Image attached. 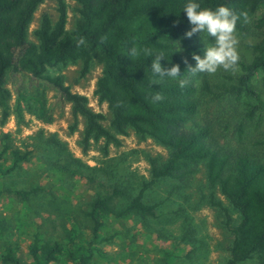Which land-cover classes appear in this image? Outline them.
I'll list each match as a JSON object with an SVG mask.
<instances>
[{"label": "rangeland", "instance_id": "rangeland-1", "mask_svg": "<svg viewBox=\"0 0 264 264\" xmlns=\"http://www.w3.org/2000/svg\"><path fill=\"white\" fill-rule=\"evenodd\" d=\"M65 5V30H71L79 20L80 6L73 0H61ZM58 0H42L33 13L27 31V41L37 44L33 32L41 17L47 16L53 25L57 19ZM264 13V4L253 18ZM201 39L206 38L204 35ZM199 38V43L203 44ZM239 64L235 73L218 71L214 75L190 73L187 80L197 88V113L187 123L210 131L213 146L250 154L264 163V70L250 79L260 98L259 108L251 119L246 112L253 100L236 99L225 91L242 74L241 65L252 58L250 46L258 41L255 33L238 37ZM178 48V47H177ZM176 48V49H177ZM19 49L10 45L6 54L11 61ZM179 58L194 65L191 55L176 52ZM81 62L59 64L46 68L42 76L33 78L26 72L9 69L4 89L7 117L2 120L0 108V150L4 144L27 158L7 175H0V220L5 223L4 239L9 241L21 261L30 263L27 246L36 235L43 241L60 242L65 229L74 226L85 238L90 237L88 212L96 194L110 193L113 188L122 195L113 200L116 211H123L129 200L142 189L141 201L154 205L153 216L141 217L127 212L120 217H107L99 229L103 241L97 247L103 258L95 264H224L232 241L224 226L223 214L208 203L209 195L219 200L235 217L227 199L216 189H209L200 163L195 172L184 179L163 178L149 183V160L164 162L168 150L149 138L141 139L131 129L125 135L116 134L109 125L110 113L93 91L101 75L97 58L80 76ZM203 83L207 91H202ZM87 98V106L103 116L102 126L119 140V145L103 139L90 141L81 149L84 122L72 123L70 104L58 87ZM11 157L6 152L0 163L8 167ZM27 193L26 199L16 195ZM2 247L0 244V256ZM53 264H70L60 257ZM238 264H259L255 257Z\"/></svg>", "mask_w": 264, "mask_h": 264}, {"label": "trees", "instance_id": "trees-1", "mask_svg": "<svg viewBox=\"0 0 264 264\" xmlns=\"http://www.w3.org/2000/svg\"><path fill=\"white\" fill-rule=\"evenodd\" d=\"M42 0H0V108L1 117H7L4 89L6 72H26L33 78L42 76L46 68L59 64L81 62L80 76L87 73L90 62L97 58L101 75L95 82L94 95L98 102L105 103L110 113L109 125L118 135L131 129L141 139L149 138L168 150L167 159L158 164L149 160V183L158 179H184L195 172L198 164L204 167L205 181L209 189H218L227 199L235 217L221 201L209 195L208 203L217 208L224 217V226L231 232L232 241L224 264H238L255 257L264 264V163L250 154H235L233 151L213 146L210 131L194 125L187 128L197 113V88L187 80V62L181 60L176 50L202 55L200 34L185 38L190 25L182 11L185 0H73L79 6V20L66 31L65 5L58 0V16L52 25L47 16H42L33 32L37 44L27 41V31L33 13ZM202 7L215 8L219 4L237 14H247L248 20H238L237 37L255 33L258 41L250 46L252 58L241 65L242 74L225 88L238 98L253 100L246 117L251 119L259 108L260 98L250 84L251 77L264 70V13L253 18L264 0H200ZM205 36L208 41L206 34ZM18 49L17 58L11 61L6 52L10 45ZM144 49L151 51L145 55ZM162 54V67L179 65L183 75V87L175 80H158L150 70L151 60ZM63 99L70 104L72 123L69 132L76 128L77 119L84 122L81 149L86 151L90 141L103 139L105 143L119 145V140L101 124L103 116L87 106L85 96L71 93L66 87H58ZM201 90L207 91L203 83ZM156 91L163 97L153 102ZM8 152L11 162L8 167L0 163V175L13 171L27 158V153L11 149L7 144L0 150V160ZM146 185H143V188ZM129 200L123 211L113 207L115 197L122 191L113 188L110 193L96 194L90 204V237L85 238L74 226L65 229L62 239L43 241L34 236L27 246L30 263L21 261L12 244L4 239L5 223L0 220V264H53L63 257L70 264H95L93 259L103 258L97 244L103 241L99 229L104 219L120 217L133 212L141 217L153 216L154 205L141 201L142 189ZM23 200L27 193L17 191ZM165 264H169L165 262Z\"/></svg>", "mask_w": 264, "mask_h": 264}, {"label": "clouds", "instance_id": "clouds-1", "mask_svg": "<svg viewBox=\"0 0 264 264\" xmlns=\"http://www.w3.org/2000/svg\"><path fill=\"white\" fill-rule=\"evenodd\" d=\"M190 25V30L184 33L185 38H191L199 33L200 39L202 34H206L208 41L201 39L203 44L202 55L193 52L191 59L194 65H187V72L193 74L214 75L218 71L225 73H235L238 70L239 52L236 25L238 20L243 18L247 22L246 13L237 14L232 9L223 4L215 8L202 7L200 0H185L182 11ZM179 47L174 52H182ZM145 55H150L149 49H144ZM164 59L162 54L155 55L151 60L150 70L153 75L160 81L164 79L175 80L181 87L185 81L183 75H180V68L177 64L170 67H162L160 61ZM153 102H159L163 97L156 91L152 96Z\"/></svg>", "mask_w": 264, "mask_h": 264}]
</instances>
